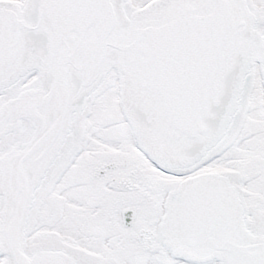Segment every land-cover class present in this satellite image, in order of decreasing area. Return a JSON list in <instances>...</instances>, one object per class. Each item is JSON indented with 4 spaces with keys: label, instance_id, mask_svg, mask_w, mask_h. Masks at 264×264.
Here are the masks:
<instances>
[{
    "label": "snow or ice",
    "instance_id": "obj_1",
    "mask_svg": "<svg viewBox=\"0 0 264 264\" xmlns=\"http://www.w3.org/2000/svg\"><path fill=\"white\" fill-rule=\"evenodd\" d=\"M0 264H264V0H0Z\"/></svg>",
    "mask_w": 264,
    "mask_h": 264
}]
</instances>
